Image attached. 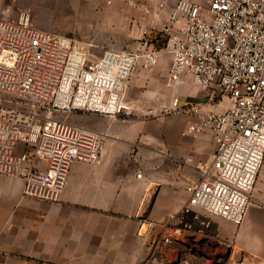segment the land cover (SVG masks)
Returning a JSON list of instances; mask_svg holds the SVG:
<instances>
[{"label": "built area", "instance_id": "obj_1", "mask_svg": "<svg viewBox=\"0 0 264 264\" xmlns=\"http://www.w3.org/2000/svg\"><path fill=\"white\" fill-rule=\"evenodd\" d=\"M170 1L123 0L122 24L139 37V48L99 55L92 44L36 26L29 13L0 19V176L22 178L25 196L50 203L61 200L74 164L101 163L107 139L60 115L130 116L134 70L139 62L146 70L158 66L157 42L166 38L170 109L194 117L187 132L209 131L216 146L187 186L183 207L162 225L168 245L210 226L199 211L242 224L264 165V0H211L208 7L180 0L156 28ZM185 80L211 91L212 102L228 100V108L181 107Z\"/></svg>", "mask_w": 264, "mask_h": 264}, {"label": "crops", "instance_id": "obj_2", "mask_svg": "<svg viewBox=\"0 0 264 264\" xmlns=\"http://www.w3.org/2000/svg\"><path fill=\"white\" fill-rule=\"evenodd\" d=\"M122 1L80 3L103 13L96 19L111 29L124 27L118 16ZM169 9L156 28L170 17ZM11 14L3 8L0 19L12 20ZM167 80L144 92L146 75H133L127 92L133 115H81L79 125L107 135L103 158L97 165L74 164L59 202L25 196L22 178L0 176V264H195L207 248L204 242L213 240L225 242L229 254L264 264V165L242 224L212 216L207 233H185L174 245L161 240L162 225L183 207L187 186L199 180L216 149L211 132H187L195 120L190 114H178L170 125L167 116L152 117L151 109L171 103ZM178 90L181 107L222 113L230 104L212 102L211 91L188 80Z\"/></svg>", "mask_w": 264, "mask_h": 264}, {"label": "rangeland", "instance_id": "obj_3", "mask_svg": "<svg viewBox=\"0 0 264 264\" xmlns=\"http://www.w3.org/2000/svg\"><path fill=\"white\" fill-rule=\"evenodd\" d=\"M179 1L180 0H177L175 3L170 5L171 7H169L170 9L168 11L170 15L171 13H174ZM183 1L200 3L205 7H208L211 0ZM3 8H10L12 19H16L20 12H26L31 15L33 23L42 29L59 33L85 47H88L89 44L94 45L91 50L96 55L101 54L107 48L136 51L140 45L139 37L132 33V28L128 24L124 27H113L111 29L103 27L101 22L96 19L97 16L102 15L103 13L100 11L88 10L84 5H82V3H80V0H0V11ZM105 14L108 15V13ZM111 14L112 16L115 15V17L116 14L118 15V13ZM121 14L124 15L120 12V15L118 16H121ZM179 22V25L184 24L183 17L179 18ZM166 44V38H162L159 42H157V48L161 51V59L160 63L154 68V70H146L142 66L141 62L137 64L134 70L133 75L137 72L146 75L147 81L145 87L143 88L144 92L155 90L154 87L159 86V81L161 82L162 77L166 80L168 79L166 83L169 84V77L164 74L168 73L170 70L172 56L167 49ZM157 69L162 71V76L152 75V73L154 74ZM156 78L159 80L156 81ZM170 108L171 103L168 106L160 107L157 109L158 111H156V109H151V115H153L152 117L167 116L165 124L170 125L171 122L177 118V115L180 114L175 111H171ZM133 114L135 113H132L131 115ZM81 115L87 114H63L60 115V117L70 123L82 124L79 119ZM147 117L150 116L148 115ZM21 147L22 150L23 146ZM162 164L163 168L167 169L165 166L166 164H164V162ZM201 218L210 222L207 216L201 215ZM209 227L204 228L203 233H207L206 230ZM179 241L180 240L175 241L171 245H174ZM204 243L206 244L204 246H207V248H205L201 257L198 255L200 259H196L195 264H257L255 263L256 261L247 259L240 254H229V250L231 248H229L225 242L213 240L211 243L208 241Z\"/></svg>", "mask_w": 264, "mask_h": 264}]
</instances>
